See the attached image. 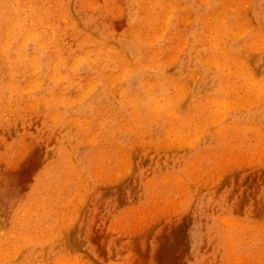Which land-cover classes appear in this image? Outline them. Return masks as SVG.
I'll use <instances>...</instances> for the list:
<instances>
[{
    "label": "rangeland",
    "instance_id": "rangeland-1",
    "mask_svg": "<svg viewBox=\"0 0 264 264\" xmlns=\"http://www.w3.org/2000/svg\"><path fill=\"white\" fill-rule=\"evenodd\" d=\"M0 264H264V0H0Z\"/></svg>",
    "mask_w": 264,
    "mask_h": 264
},
{
    "label": "bare ground",
    "instance_id": "bare-ground-1",
    "mask_svg": "<svg viewBox=\"0 0 264 264\" xmlns=\"http://www.w3.org/2000/svg\"><path fill=\"white\" fill-rule=\"evenodd\" d=\"M36 43H37V42H36ZM38 45H40V44H38ZM42 45H43V44H42ZM42 45H41V47H42ZM42 49H43V48H42ZM91 52H92V51H91ZM89 53H90V52H89ZM96 53H97V51H96ZM91 54H92V53H91ZM99 55H100V54H99ZM210 55H211V54H210ZM81 57H82V56H81ZM87 57H88V55H87ZM87 57H86V58H87ZM84 59H85V58H84ZM87 59H88V58H87ZM79 60H80V59H79ZM68 62H69V61H68ZM119 63H120V62H119ZM66 65H67V64H66ZM72 65H73V64H72ZM75 65H76V64H75ZM92 65H93V64H92ZM92 65H91V66H92ZM65 67H66V66H65ZM118 67H119V66H118ZM91 68H92V67H91ZM90 72H91V71H90ZM91 73H94V72H91ZM219 78H220V77H219ZM221 78H222V77H221ZM245 78H246V77H245ZM221 80H222V79H221ZM250 80H252V79H250ZM250 80H249V81H250ZM223 81H224V80H223ZM249 81H248V82H249ZM246 82H247V81H246ZM222 83H223V84H224V83L226 84V81H225V82H222ZM252 83H253V82H252ZM214 84H215V83H214ZM219 84H220V83H219ZM223 84H222V85H223ZM227 84H228V83H227ZM248 84H249V83H248Z\"/></svg>",
    "mask_w": 264,
    "mask_h": 264
}]
</instances>
